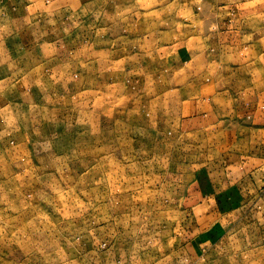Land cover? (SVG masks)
<instances>
[{
    "label": "clouds",
    "instance_id": "1",
    "mask_svg": "<svg viewBox=\"0 0 264 264\" xmlns=\"http://www.w3.org/2000/svg\"><path fill=\"white\" fill-rule=\"evenodd\" d=\"M0 264H264V0H0Z\"/></svg>",
    "mask_w": 264,
    "mask_h": 264
}]
</instances>
